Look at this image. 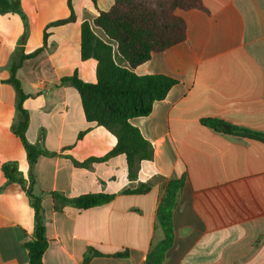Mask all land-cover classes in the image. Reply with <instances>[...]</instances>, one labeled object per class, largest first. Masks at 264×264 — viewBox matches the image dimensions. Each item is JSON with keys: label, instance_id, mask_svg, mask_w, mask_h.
<instances>
[{"label": "crops", "instance_id": "0c3cea01", "mask_svg": "<svg viewBox=\"0 0 264 264\" xmlns=\"http://www.w3.org/2000/svg\"><path fill=\"white\" fill-rule=\"evenodd\" d=\"M69 1L21 0L29 22L24 53L40 51L17 72L29 96L23 105L29 114L26 137L36 144L42 136L44 148L57 154L40 157L34 167V191L45 193V264H84L90 247L103 256L88 264H146L164 238L157 211L166 187L182 177L174 241L162 264H264V144L203 123L215 119L264 132V0H200L201 8L177 10L186 23L185 41L134 69L138 76L177 81L150 115L130 120L154 150L152 160L140 162L135 179L124 155L87 167L71 160L102 158L117 138L89 123L77 88L62 83L75 74L97 82V62L81 57V26L109 11L115 0H71L76 22L51 27L45 42L47 26L70 17ZM24 31L19 15L0 14V264H27L25 244L34 233L26 192L9 183L1 168L15 163L29 181L27 153L12 130L17 95L7 82ZM140 187L147 192L126 193ZM52 192L70 199L91 194L114 199L57 212Z\"/></svg>", "mask_w": 264, "mask_h": 264}, {"label": "trees", "instance_id": "16d2710c", "mask_svg": "<svg viewBox=\"0 0 264 264\" xmlns=\"http://www.w3.org/2000/svg\"><path fill=\"white\" fill-rule=\"evenodd\" d=\"M71 15L69 18L49 24L45 30V42L48 29L74 23L77 20L71 0L69 1ZM200 0H115L109 11H100L93 23L84 22L81 26V57L84 61L94 59L97 62V82L82 81L77 74L64 78L62 83L69 81L81 95L86 119L89 123L102 126L116 138V146L102 158H92L80 163L73 159L78 167H87L93 162H105L118 155H124L131 179L137 178L140 162L152 160L154 150L134 127L130 120L136 117L150 115L153 106L167 96L176 80L164 75L138 76L134 69L151 59L154 53L185 41L186 23L180 18L177 10L201 8ZM17 14L23 20L25 31L19 40L17 54L19 58L11 60L10 79L7 81L16 91V116L12 125L13 133L21 140L30 165L29 181L18 171L17 164H2V171L9 183H18L26 192L34 212L33 237L26 242L29 251L27 264H45L44 255L49 247L46 236L45 215L42 206L45 193H35L34 167L40 157H56L43 146V137L36 144H31L26 133L29 127V114L24 109L28 99L23 91L21 81L17 77L23 63L37 57L40 51L26 55L24 45L29 35V22L21 5V0H0V14ZM103 31L106 42L95 34L94 29ZM117 57L126 65L118 63ZM203 123L214 130L230 134L242 139L264 144V132L243 127L231 126L224 128L223 121L206 119ZM84 133H82L83 135ZM81 135V136H82ZM184 177L171 181L166 187L164 197L158 207L157 223L164 238L149 253L146 264H162L166 252L174 241L173 212L177 205L178 195L184 186ZM147 188L140 187L127 194H144ZM54 200V209L62 212L65 206L78 209H91L110 203L114 196L107 194L83 195L70 199L58 192L50 193ZM126 254H116L124 257ZM103 254L93 248H88L84 256V264Z\"/></svg>", "mask_w": 264, "mask_h": 264}, {"label": "rangeland", "instance_id": "374dc122", "mask_svg": "<svg viewBox=\"0 0 264 264\" xmlns=\"http://www.w3.org/2000/svg\"><path fill=\"white\" fill-rule=\"evenodd\" d=\"M95 30H97L102 36H104L106 42H109V43L113 44L114 49L116 48L115 43L110 42L108 40V38L103 34V32L101 30H99V29H95ZM116 59H117L118 63L122 62V59L121 58L117 57Z\"/></svg>", "mask_w": 264, "mask_h": 264}, {"label": "water", "instance_id": "95a60500", "mask_svg": "<svg viewBox=\"0 0 264 264\" xmlns=\"http://www.w3.org/2000/svg\"><path fill=\"white\" fill-rule=\"evenodd\" d=\"M224 128L227 129V130H230V129H231V126H229V125H224Z\"/></svg>", "mask_w": 264, "mask_h": 264}]
</instances>
